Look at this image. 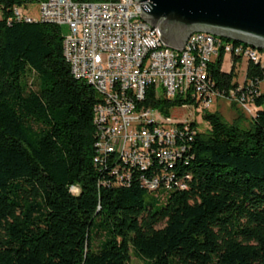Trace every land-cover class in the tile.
I'll use <instances>...</instances> for the list:
<instances>
[{"label": "trees", "instance_id": "trees-1", "mask_svg": "<svg viewBox=\"0 0 264 264\" xmlns=\"http://www.w3.org/2000/svg\"><path fill=\"white\" fill-rule=\"evenodd\" d=\"M39 1L0 0V264H264V86L245 129L205 110L207 129L190 124L171 169L183 189L148 192L138 170L113 186V162H93L100 96L70 75L59 27L13 18ZM221 65L208 74L226 92L238 61ZM180 101L148 91L142 104L168 115Z\"/></svg>", "mask_w": 264, "mask_h": 264}, {"label": "built area", "instance_id": "built-area-1", "mask_svg": "<svg viewBox=\"0 0 264 264\" xmlns=\"http://www.w3.org/2000/svg\"><path fill=\"white\" fill-rule=\"evenodd\" d=\"M33 4L34 15L28 4L23 10L13 8V18L66 26L69 34L62 36L61 53L69 73L100 96L92 109L93 162L103 167L113 162V186L128 185L131 172L138 170L153 174L139 178L148 192L183 189L171 169L193 134L195 109L206 110L222 99L253 114L248 106L253 108L252 99L264 86V73L250 79L245 71L248 64L264 69V50L205 33L190 34L180 52L164 47L157 28L139 18L132 0ZM223 55L238 61L241 73L226 92L215 88L208 74L210 64ZM148 91L154 98L181 99L180 105L165 115L142 104ZM173 111L181 116L172 118ZM69 192L76 195L78 190L70 187Z\"/></svg>", "mask_w": 264, "mask_h": 264}, {"label": "water", "instance_id": "water-1", "mask_svg": "<svg viewBox=\"0 0 264 264\" xmlns=\"http://www.w3.org/2000/svg\"><path fill=\"white\" fill-rule=\"evenodd\" d=\"M132 1L164 47L180 52L190 34L205 33L264 50V0Z\"/></svg>", "mask_w": 264, "mask_h": 264}, {"label": "rangeland", "instance_id": "rangeland-1", "mask_svg": "<svg viewBox=\"0 0 264 264\" xmlns=\"http://www.w3.org/2000/svg\"><path fill=\"white\" fill-rule=\"evenodd\" d=\"M36 5L31 4L29 5L28 9L31 10L32 14L34 15ZM60 32L63 37L68 36L69 31L66 26H61ZM243 66V65H242ZM241 66V67H242ZM221 69L224 72L229 71V58L227 55H223L222 57V65ZM241 73L239 72L237 74V80L240 79ZM248 109L253 113V108L252 106H248ZM207 113H217L221 116V118L227 122V123H232L236 121V124L239 128L245 129L248 126V123L250 121V117L252 114L248 113L245 111L243 108H241L238 104L236 103H231L226 100L222 99H215L212 101L210 106L205 110ZM181 115L177 114V111L172 112V118H179ZM194 123H195V128L197 131H204L207 129V123L201 118V110L195 109L194 113ZM129 264H147L144 260H140L139 258L133 256L132 254L129 255Z\"/></svg>", "mask_w": 264, "mask_h": 264}]
</instances>
